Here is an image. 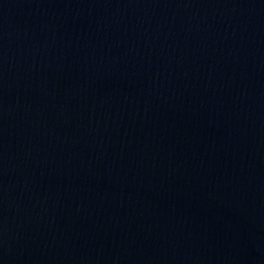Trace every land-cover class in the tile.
Here are the masks:
<instances>
[{
  "label": "water",
  "instance_id": "water-1",
  "mask_svg": "<svg viewBox=\"0 0 264 264\" xmlns=\"http://www.w3.org/2000/svg\"><path fill=\"white\" fill-rule=\"evenodd\" d=\"M0 264H264V0H0Z\"/></svg>",
  "mask_w": 264,
  "mask_h": 264
}]
</instances>
